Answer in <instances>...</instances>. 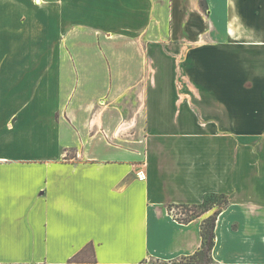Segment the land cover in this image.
Listing matches in <instances>:
<instances>
[{"label":"crops","instance_id":"obj_1","mask_svg":"<svg viewBox=\"0 0 264 264\" xmlns=\"http://www.w3.org/2000/svg\"><path fill=\"white\" fill-rule=\"evenodd\" d=\"M209 193L264 264V0H0V264H183Z\"/></svg>","mask_w":264,"mask_h":264},{"label":"trees","instance_id":"obj_2","mask_svg":"<svg viewBox=\"0 0 264 264\" xmlns=\"http://www.w3.org/2000/svg\"><path fill=\"white\" fill-rule=\"evenodd\" d=\"M218 198V199H217ZM223 199V205L220 206L209 218H204L201 224V237L202 244L200 248L192 255L184 257L182 259L183 264H190L191 260L193 264H203L205 263V259H209L214 261L211 255L212 249L215 245L216 239V221L219 213L223 210V208L228 204V198L225 194H215L209 193L206 194L204 200L200 204H191V205H181V207H185L187 212H184L185 217L180 218L182 222H189L199 216L206 215L209 211L213 209V202L215 200ZM81 256L78 255L74 260L80 259ZM215 262V261H214ZM216 263V262H215Z\"/></svg>","mask_w":264,"mask_h":264},{"label":"rangeland","instance_id":"obj_3","mask_svg":"<svg viewBox=\"0 0 264 264\" xmlns=\"http://www.w3.org/2000/svg\"><path fill=\"white\" fill-rule=\"evenodd\" d=\"M221 205H223V199L220 198V200H215V202H213V205H212L213 209L211 211H209L208 213H206L204 218H206V216H207V218H209V216H211L217 209H219ZM174 212L177 215V217L180 219V218L185 217L184 212H187V210L185 207L179 206L178 208L174 209ZM189 263L193 264L191 260L189 261ZM203 264H218V263H215L214 261H211L209 259H205V263H203Z\"/></svg>","mask_w":264,"mask_h":264}]
</instances>
